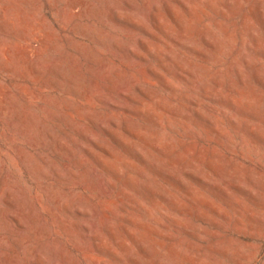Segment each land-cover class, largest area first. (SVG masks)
Masks as SVG:
<instances>
[{"label":"rangeland","instance_id":"rangeland-1","mask_svg":"<svg viewBox=\"0 0 264 264\" xmlns=\"http://www.w3.org/2000/svg\"><path fill=\"white\" fill-rule=\"evenodd\" d=\"M0 264H264V0H0Z\"/></svg>","mask_w":264,"mask_h":264}]
</instances>
